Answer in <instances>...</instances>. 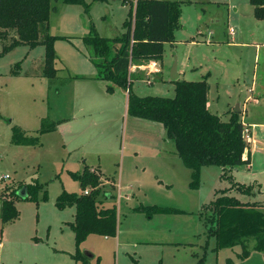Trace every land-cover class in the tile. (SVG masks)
Returning a JSON list of instances; mask_svg holds the SVG:
<instances>
[{
	"label": "rangeland",
	"instance_id": "obj_1",
	"mask_svg": "<svg viewBox=\"0 0 264 264\" xmlns=\"http://www.w3.org/2000/svg\"><path fill=\"white\" fill-rule=\"evenodd\" d=\"M167 1L181 3L175 42L164 45L161 76L149 78L154 84L135 80L142 77L136 72L132 89L139 96L173 97L170 74L176 62L181 80L207 77L211 112L227 121L239 107L240 119L257 141L256 147L247 144L251 165L237 166L231 174L262 200L264 18L255 17L250 0ZM117 4L96 2L86 13L83 6L53 3L58 10L51 12L47 33L65 37L53 44L54 76L46 74L45 45H20L0 56V198L12 200V192L23 185L41 187L36 197L15 199L17 219L3 223L0 217V264H82L73 257L75 208L59 210L56 202L63 192L83 193L71 173L85 168L102 179L99 207L117 208L116 238L94 233L80 244V253L94 256L87 264H198L205 247V264H227L242 252L241 247L216 252L215 239L205 235L204 204L216 198L218 189L231 188L222 169L203 168L201 184L193 189L191 171L174 154L163 125L130 116L128 93L96 79L94 50L82 38L93 28L102 37L121 35L127 10ZM10 32L8 39H0V53L15 35ZM108 86L114 87L113 95ZM14 128L38 143L14 145ZM5 175L10 179L2 180ZM112 191L113 198L104 197ZM228 195L239 199L238 192ZM138 204L175 212L150 220L139 210L138 224L126 212Z\"/></svg>",
	"mask_w": 264,
	"mask_h": 264
},
{
	"label": "trees",
	"instance_id": "obj_2",
	"mask_svg": "<svg viewBox=\"0 0 264 264\" xmlns=\"http://www.w3.org/2000/svg\"><path fill=\"white\" fill-rule=\"evenodd\" d=\"M119 1L130 5L128 19L123 24V33L115 38L100 36L97 31L83 37L85 45L94 50V65L97 78L113 83L128 91L127 112L130 116L160 123L166 131V139L174 143V154L181 158L185 167L191 171V187L199 188L203 168L218 166L222 169V179L229 180L231 188L217 192L216 198L204 204L201 218L206 229V236L214 238V251L241 247L237 254L239 261L247 260L251 253L264 254V214L258 204L243 203L228 192L235 191L242 195H251L252 187L235 182L232 171L237 166L250 164V157L244 160L247 143L243 138L244 124L240 113L224 121L211 112L208 106L207 77L201 81H175L173 97L138 96L132 89L133 66H141L152 61H162L164 45L174 43L173 31L179 27L181 3L167 0H0V39H8L14 31L10 44H6L3 53L20 45L34 48L45 45L46 74L54 76L55 53L53 44L58 37L49 35L51 12L58 10L53 3L78 5L88 13L93 3ZM255 17L264 18V0H250ZM116 46L118 48H116ZM102 60V62L98 61ZM18 73V72H17ZM136 80V79H135ZM107 92H114L108 86ZM9 122V121H8ZM55 127V126H54ZM38 138L25 136L19 128L13 129L14 145H35ZM80 183L82 191L91 188L88 194L63 192L57 199L59 210L75 208L74 222L70 224L75 233L77 253L74 259L87 264L88 256L80 253L79 246L94 233L116 237L117 208H101L97 202L100 194L101 177L92 169L71 173ZM28 189V198L36 197L41 187L23 185ZM21 187V188H22ZM19 188V189H21ZM18 189V190H19ZM18 190L12 192V200L3 197L1 201V219L3 223L18 218L15 199L23 200ZM148 218L158 213H173L174 209L157 206L139 207ZM208 245V244H207ZM207 247L198 264H205ZM233 264L232 259H228Z\"/></svg>",
	"mask_w": 264,
	"mask_h": 264
},
{
	"label": "crops",
	"instance_id": "obj_3",
	"mask_svg": "<svg viewBox=\"0 0 264 264\" xmlns=\"http://www.w3.org/2000/svg\"><path fill=\"white\" fill-rule=\"evenodd\" d=\"M134 1H136V0H134ZM111 2V1H110ZM109 2V3H110ZM114 2H117L118 4V6H116V7H120V8H123V9H126L127 10V13H126V17H125V20H124V22L128 19V16H129V12H130V9H129V6L128 5H124V4H122L121 2H119V1H114ZM109 5H113V4H109ZM114 7V6H113ZM115 9H117V8H115ZM124 22H123V24H124ZM124 30V29H123ZM123 33V32H122ZM231 34H234V32H233V29H231ZM117 37V36H116ZM107 38V37H106ZM115 38V37H114ZM162 67V63H161V61H159V63H157V62H151V63H149V64H146V65H141V66H133L132 68H131V73H139L142 77H137L138 79H136V80H140V81H142V82H146V83H148V84H151V85H153L154 84V82L153 81H150L149 80V78L151 77V75H157V76H161V73H162V71H161V68ZM97 69V68H96ZM173 70V69H172ZM172 70H171V76L172 75H174V72H172ZM177 75H178V80L177 81H181V79H182V73L181 72H178V64H177ZM175 76V75H174ZM95 78V77H94ZM96 78H97V72H96ZM99 80V79H98ZM103 81V80H102ZM106 82V81H105ZM173 83L175 82V81H172ZM120 88V87H119ZM127 93H128V91H126ZM108 93V92H107ZM111 95H113V94H111ZM139 96V95H138ZM127 97H128V95H127ZM144 97V96H143ZM209 98V97H208ZM127 103H128V98H127ZM208 106H209V99H208ZM209 109H210V106H209ZM244 124V123H243ZM244 127L246 128V126L244 125ZM248 128H249V130H250V136H251V138H252V140L253 141H255V143L257 144V141L255 140V139H253V136H252V131H251V129H250V127L248 126ZM256 144H254L255 145V147H256ZM248 156L250 157V164H247V165H251V156H252V151H251V146H250V149L249 150H246V153H245V155H244V160H246L247 158H248ZM178 157V156H177ZM180 158V157H179ZM181 159V158H180ZM183 162V161H182ZM184 164V163H183ZM175 166H178L177 164L175 165ZM179 167V166H178ZM93 170V169H92ZM221 175H222V173H221ZM221 179V178H220ZM107 183H108V181H106ZM110 183V182H109ZM111 185H113L112 183H110ZM231 185V184H230ZM115 187V186H114ZM231 187V186H230ZM225 188H228L227 186L225 187L224 186V188L222 187V188H220V189H218V191H221V190H225ZM114 191H115V189H114ZM230 192H235V191H230ZM113 195H114V193H113V191L112 192H107V193H105V195H104V197L105 198H107L108 200L110 199V198H113ZM239 196V200H241L243 203H246L247 202V200L246 199H251V201L252 202H259V203H263V205H260L259 204V210L264 214V199H262V200H258V195H256L255 194V192L253 191L252 192V194L251 195H242V194H239L238 195ZM215 198V197H214ZM125 199H126V201H129L130 200V197H129V195H127L126 197H125ZM250 201V200H249ZM108 203V202H107ZM107 203L106 202H104L103 204H105V205H107ZM153 207V206H157V205H150V206H139V204L138 205H136V206H132V207H128L127 208V210H126V212L128 213V214H130V216L134 219V221L136 220L137 222H138V224H139V210H138V208L139 207ZM158 207V206H157ZM162 208H165V207H162ZM172 209V208H171ZM160 214H165V213H158V214H155L152 218H150V220H153L154 219V217L155 216H157V215H160ZM206 235V234H205ZM116 238V237H115ZM134 238H136L137 240H138V242H136L137 244H139V233H136V236H134ZM135 243V244H136ZM207 244H208V242H207ZM1 246L0 247H2V244H0ZM232 250V249H231ZM236 253L238 254L239 252L238 251H236ZM236 254V255H237ZM90 258H94V256L93 257H90ZM237 258V257H236ZM227 262V264H229L228 263V260L226 261ZM233 264H264V254L263 253H259V252H253V253H251V255H250V257L247 259V260H245V261H239L238 259L237 260H234V263Z\"/></svg>",
	"mask_w": 264,
	"mask_h": 264
},
{
	"label": "water",
	"instance_id": "obj_4",
	"mask_svg": "<svg viewBox=\"0 0 264 264\" xmlns=\"http://www.w3.org/2000/svg\"><path fill=\"white\" fill-rule=\"evenodd\" d=\"M172 72H174V75L171 76V80L172 81H177L178 80V75H177V62L175 63L174 67H173V70ZM237 113H240L241 110L240 108L238 107V110H236ZM17 194L23 199V200H26L29 196L28 194V189L26 186L22 187L21 189L18 190ZM88 257H93L92 254L90 253H87L86 254Z\"/></svg>",
	"mask_w": 264,
	"mask_h": 264
},
{
	"label": "built area",
	"instance_id": "obj_5",
	"mask_svg": "<svg viewBox=\"0 0 264 264\" xmlns=\"http://www.w3.org/2000/svg\"><path fill=\"white\" fill-rule=\"evenodd\" d=\"M243 138H244V140H245V142L247 144H250V143L256 144L255 141H253L252 138H251V136H250V130H249L248 127L244 128ZM8 179H10V176L9 175H5V176L2 177V180H8ZM88 193H89L88 191H84V194H88ZM0 206H1V201H0Z\"/></svg>",
	"mask_w": 264,
	"mask_h": 264
}]
</instances>
